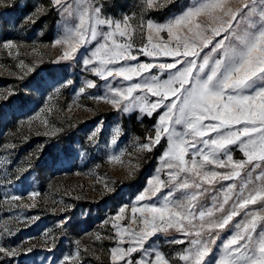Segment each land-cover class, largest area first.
<instances>
[{"label":"snow or ice","instance_id":"snow-or-ice-1","mask_svg":"<svg viewBox=\"0 0 264 264\" xmlns=\"http://www.w3.org/2000/svg\"><path fill=\"white\" fill-rule=\"evenodd\" d=\"M106 5L112 6V0H97L87 6L77 0L38 2L11 27L34 25L55 12L59 31L53 46L65 48L48 67L26 69L32 74V80L18 101L21 112L36 103L30 98L32 92L38 93L46 103L48 98L74 86L70 65L65 62L79 63L75 54L83 46L82 71L106 81L111 93L109 96L105 92L94 99L108 100L123 113L138 107L147 117H157L154 136L149 135L140 148L152 151L162 139L166 140V147L158 158L167 169L166 178H161L163 169L158 167L146 187L133 194L136 201L145 202L143 207L131 209L133 214L140 213L138 219L143 227L139 232H127V247L110 249L112 264H179L180 261L183 264H264V0H190L186 5H177L176 0H163V3L141 0L139 27L148 43L136 49L137 54H133L129 42L131 17L108 16ZM14 6L8 0H0V8ZM172 6L179 11L164 22L147 19L149 11ZM8 24L4 20L0 28ZM182 29L187 30L183 37L178 35ZM161 33H167L168 42ZM153 35L158 43H152ZM93 42L95 46L90 47ZM14 47L13 40L3 42L5 49ZM138 55L172 59L140 62ZM20 64L23 66L24 61ZM117 77L128 84L111 86ZM85 87L95 85L92 80L84 79L78 91L84 93ZM138 90L144 95H133ZM96 137L97 131L93 130L86 140L93 143ZM237 151L241 157L234 159ZM111 159L118 160L119 156ZM236 178L240 179L239 185L219 183ZM152 197L156 199L151 200ZM249 205H258V208L249 209ZM125 207L119 208L120 214ZM69 209L74 210V206L66 205L64 211ZM242 212L241 219L232 225L231 234L223 240L217 253L210 256L211 245L220 236L215 230H225ZM121 218V215L115 217ZM197 218L198 225L193 223ZM72 222L71 216H62L61 230H68ZM113 228L117 230L116 237L123 239L120 225L113 223ZM168 229L182 231L185 236L184 240L165 241L172 245L186 243L175 254L178 261L166 258L160 250L145 247L150 237L158 232L166 233ZM100 238L98 235L97 239ZM75 243L74 253L55 257L51 264H75L81 256L79 240ZM54 248L55 239L48 250L54 251ZM138 252H141L139 258L134 255ZM21 254L18 246L0 245V259L8 260V264Z\"/></svg>","mask_w":264,"mask_h":264},{"label":"rangeland","instance_id":"rangeland-1","mask_svg":"<svg viewBox=\"0 0 264 264\" xmlns=\"http://www.w3.org/2000/svg\"><path fill=\"white\" fill-rule=\"evenodd\" d=\"M8 2L15 6L0 8V25L4 20L9 22L0 28V245L18 246L22 254L12 264H51L55 257L62 258L65 254L74 253L77 248L75 241L79 240L81 256L76 258L75 264H112L110 249L127 247V232H139L143 227L138 219L140 213L133 214L131 209L133 206L143 207L145 202L136 201L133 194L146 187L147 180L158 167L163 169L161 178H166L164 173L167 169L163 161L158 159L166 147V140L162 139L152 151L140 148L141 144L147 142L149 135L154 136L157 117H147L139 112L138 107L123 113L108 100L94 99L108 92V84L94 73L82 71L83 46L75 54L79 63L73 65L70 61L65 62L70 65V78L74 86L48 98L46 103L41 101L38 93L32 92L30 98L36 103L21 112L18 101L26 94L25 86L32 80V74L26 69L32 66L48 67L63 54L65 48L53 46L59 31L55 12L42 17L34 25L19 29L11 27L36 3L46 4L47 0ZM94 2L97 0H77L82 6ZM159 2L163 3V0ZM189 2L176 0L177 5ZM140 4L141 0H112V6L106 5L108 16L122 19L127 14L131 17L128 32L133 54H137L136 49L148 43L146 35L141 36L142 29L139 27ZM178 11L179 8L175 6L149 11L147 19L164 22ZM143 31L146 32V27ZM186 31L182 29L178 35L183 37ZM188 35L191 36L190 33ZM161 36L168 42L167 33H161ZM9 39L16 44L11 50L3 48V42ZM158 42V38L153 35L152 43ZM94 46L95 42L90 47ZM138 59L140 62H151L153 59L170 61L172 58L138 55ZM21 60L24 61L23 66ZM151 71L155 72L156 69ZM84 79L92 80L95 87H85V92L80 93L78 89ZM112 79L108 78L109 81ZM117 83L128 84L122 77H117L111 86ZM108 94L111 95L110 92ZM137 94L144 95L139 90L133 93ZM148 98L153 99L150 94ZM93 130L97 131L96 140L88 143L86 137ZM114 155L119 156V159H111ZM240 157L238 151L234 152V159ZM18 176L27 178L18 179ZM233 182L239 185L240 179L219 183L226 186ZM162 191L166 192V189ZM33 192L37 195H31ZM14 196L20 198L13 199ZM231 203L230 200L229 205ZM66 205L74 206V210L65 212ZM121 206H126L122 214L119 213ZM256 208L258 205H249V209ZM81 209L91 211L81 213ZM64 215L73 218L71 227L66 231H62L59 224ZM117 215L122 218L116 220ZM242 216L243 212L225 230H215L220 232V236L211 245L210 256L217 253L223 240L231 234L232 225ZM105 220L108 223H104ZM113 223L120 225L123 239L116 237L117 230L113 228ZM184 223L187 224L186 221ZM193 223L198 225V218ZM98 235L100 239H97ZM109 236L114 239H109ZM53 239L55 248L49 251ZM171 239L184 240L185 236L182 231L168 229L166 233L158 232L150 237L145 247L160 250L166 258L178 261L179 257L175 254L182 251L186 243H165ZM29 248L31 252L27 251ZM141 252L134 255L139 258ZM0 264H8V260L0 259Z\"/></svg>","mask_w":264,"mask_h":264}]
</instances>
